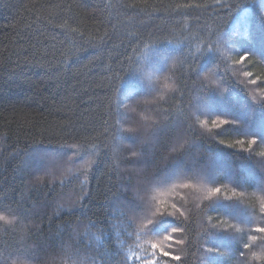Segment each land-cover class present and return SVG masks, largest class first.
I'll return each instance as SVG.
<instances>
[{
    "label": "trees",
    "instance_id": "1",
    "mask_svg": "<svg viewBox=\"0 0 264 264\" xmlns=\"http://www.w3.org/2000/svg\"><path fill=\"white\" fill-rule=\"evenodd\" d=\"M150 35L171 43L151 53ZM146 56L147 77L112 79ZM106 97L141 133L107 148L83 131ZM262 151L261 0H0V206L19 213L0 221V264H143L153 243L169 264H264ZM172 205L188 219L159 216Z\"/></svg>",
    "mask_w": 264,
    "mask_h": 264
},
{
    "label": "snow or ice",
    "instance_id": "2",
    "mask_svg": "<svg viewBox=\"0 0 264 264\" xmlns=\"http://www.w3.org/2000/svg\"><path fill=\"white\" fill-rule=\"evenodd\" d=\"M261 5L264 6V0H261ZM149 39L152 40V43L150 45H145V47L149 50V52L154 53L158 48L164 46V45H168L171 43V41L167 40V39H153L152 35H150L148 37ZM136 40L138 41V43H143V37H136ZM249 54L247 52L244 53V55L240 56V60H244ZM151 56H146L145 62L143 64L142 67H133V68H129V69H125L124 67V63H121V67L119 68L118 72H116L112 79L114 81L119 80L122 81L123 78L119 76L120 72H126L127 74L133 73V74H140L142 77H147L152 68L149 66V60H150ZM127 62L130 64H137L138 62L135 61L132 57H127ZM204 79H206V77H204ZM252 83H256V81H252ZM120 87L121 84L120 83H116L115 84V88L113 89L112 86H109L108 90H114L115 93L117 94V96H120ZM108 103L105 104L104 99H99L97 102V115L93 118V120L91 121V125L88 127H84L83 131L88 132V133H95V139L99 142V145H103L105 148L108 147L106 141L109 140V138H111L113 141L116 140H124V133H140V131L136 128L133 127H128V128H124L121 126V122L123 123H129V118L127 117V115L125 113H122L120 111V106H121V99H118L115 105V108H113L112 102H111V97H106ZM122 99H127L122 97ZM219 120V124H225L227 121L224 119H219V117L217 118ZM214 124H216V122H213ZM217 127H219V125H216ZM222 143H225V141H221ZM247 149L251 150L252 146L257 144L256 138H250L247 140ZM230 146L236 147L237 145H239L241 148L244 147L245 145V141L244 140H238L235 141L234 143L228 144ZM131 147H133L132 145L129 146L128 151H131ZM258 155L260 157H264V151L258 153ZM139 154L135 151H131V158H138ZM82 158L80 156H69L68 157V161L71 163H75L76 159ZM63 159V158H61ZM122 162H125L127 160H129V158L126 157H122ZM57 163L56 158H54L53 156L49 157L48 162L46 164L45 167H43L42 169H38L35 170V172L39 173V172H46L48 171V169L50 167H55ZM37 180H40L41 177L40 176H36ZM183 187H190V185H183ZM235 191V190H234ZM220 193H221V187H209L207 188V195L206 198L211 200L213 198H220ZM225 199L227 200H231V197H225ZM172 208L174 209V211L172 212H168L167 210L165 211H160L159 209H157V212L159 213V216L161 215H170V216H175V217H184L185 220L188 219V217L185 216V213L183 211H180V209H177L175 205H172ZM260 209L261 212L264 213V197L261 198V203H260ZM177 213H179V215H177ZM19 213L12 209L10 206H0V221L4 222L5 225V230H7L8 226H11L14 223V220L11 219L10 217H16L18 216ZM154 216L156 215V213L153 214ZM158 216V217H159ZM209 219H211V217H209ZM154 220H148L147 224L144 225L143 227L148 228L149 225L152 224ZM92 223V222H90ZM183 223V221H182ZM92 226H95L94 224H92ZM213 228H215L216 226L213 225ZM231 227V226H230ZM149 229V228H148ZM185 227L180 226V227H173L171 229L172 233H184L185 232ZM239 230V229H238ZM256 231L259 233H264V227H257ZM99 239V238H96ZM165 239L167 240H172L173 236L171 234H168ZM249 239L255 241L258 238L256 236H251ZM259 239L264 240V236H261ZM176 243L178 245H184L185 244V240L181 239V240H177ZM189 243H191V241H189ZM203 251H210V249H207L206 247H204L203 245L201 246ZM243 247L245 249L249 248L250 245L245 243L243 245ZM61 248H63V244H61ZM152 249H153V259L151 261L149 260H145L143 261V264H169V260L165 259L162 262L157 261L155 259L156 255L159 254V256L164 257V258H170L172 261H176V262H181L182 258L180 255H175L172 251L170 250H166L164 247H162L159 243H153L152 244ZM244 252L240 253V256H244ZM253 255L255 256L256 254L253 253ZM105 256L104 253H101V257L103 258Z\"/></svg>",
    "mask_w": 264,
    "mask_h": 264
}]
</instances>
